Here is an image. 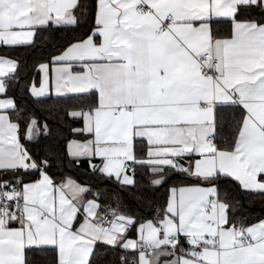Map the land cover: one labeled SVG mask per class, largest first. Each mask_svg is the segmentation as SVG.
<instances>
[{
	"label": "snow or ice",
	"instance_id": "6c2138e0",
	"mask_svg": "<svg viewBox=\"0 0 264 264\" xmlns=\"http://www.w3.org/2000/svg\"><path fill=\"white\" fill-rule=\"evenodd\" d=\"M256 197L264 0H0V264H264Z\"/></svg>",
	"mask_w": 264,
	"mask_h": 264
},
{
	"label": "trees",
	"instance_id": "16d2710c",
	"mask_svg": "<svg viewBox=\"0 0 264 264\" xmlns=\"http://www.w3.org/2000/svg\"><path fill=\"white\" fill-rule=\"evenodd\" d=\"M60 35L62 34L57 33V39L55 41H50L49 39H46L49 37V33L45 32L41 35L36 49L22 47L14 53L15 56L20 58L25 75H27V73L32 70L33 64L40 60L43 54L51 51L53 45L60 42L58 39ZM15 96L22 109L35 108L37 111V115L42 116L44 114L41 106L38 104H34L33 98L30 95H26L22 91V86L21 88L16 89ZM247 209L249 215L253 218L264 216V200L256 197L255 199L247 201Z\"/></svg>",
	"mask_w": 264,
	"mask_h": 264
}]
</instances>
